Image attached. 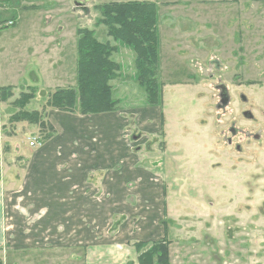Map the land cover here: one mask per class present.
Here are the masks:
<instances>
[{"label": "rangeland", "instance_id": "374dc122", "mask_svg": "<svg viewBox=\"0 0 264 264\" xmlns=\"http://www.w3.org/2000/svg\"><path fill=\"white\" fill-rule=\"evenodd\" d=\"M49 1L0 0V42L13 49L22 37L36 42L32 29H65L52 89L0 96V179L13 186L1 206L0 264H138L134 245L163 239L169 264H264V2ZM128 1L156 4L160 106L147 103L135 53L100 22L101 6ZM80 29L116 47L117 110L98 120L71 113L77 123L62 121L59 133L47 96L76 87ZM29 89L20 110L14 101ZM19 111L52 129L13 121ZM83 169L96 190L73 208Z\"/></svg>", "mask_w": 264, "mask_h": 264}, {"label": "trees", "instance_id": "16d2710c", "mask_svg": "<svg viewBox=\"0 0 264 264\" xmlns=\"http://www.w3.org/2000/svg\"><path fill=\"white\" fill-rule=\"evenodd\" d=\"M99 10L102 15L100 22L108 28L107 35L135 53L136 78L145 90L147 103L150 106H160L162 88L156 77L159 64L156 4L140 1L113 2L101 6ZM77 36L76 87L56 89L49 93L46 105L61 112H78L81 115L116 111L118 103L112 96L111 87V81L117 79L121 71V66L111 58L116 47L108 42H100L95 33L87 29L78 30ZM10 90V87L1 88L0 96L4 98ZM34 94V89H29L28 94L21 93V97L13 105L20 110L24 109L34 98ZM11 118L16 122L36 124L44 129L49 126L44 115L42 117L38 112L19 111ZM48 128L52 129L51 126ZM146 245L148 244L144 242L134 245L139 254L138 264H169V243L163 239L153 242L150 247Z\"/></svg>", "mask_w": 264, "mask_h": 264}, {"label": "crops", "instance_id": "0c3cea01", "mask_svg": "<svg viewBox=\"0 0 264 264\" xmlns=\"http://www.w3.org/2000/svg\"><path fill=\"white\" fill-rule=\"evenodd\" d=\"M9 1V0H8ZM61 0H50L49 2L55 3V7L57 3ZM10 5V2L6 7ZM52 5L49 4L48 7ZM35 7V6H34ZM38 7V6H36ZM35 7V8H36ZM28 7H23L22 10L20 6L16 8L17 11H26ZM33 9V8H32ZM6 10V8L4 9ZM36 11L35 9H33ZM42 10V9H41ZM11 14H14L15 10L11 9L9 11ZM49 14V13H47ZM47 19L49 17H46ZM16 19V20H15ZM17 19L14 18L15 24L12 26H16ZM46 19V20H47ZM7 28H0L1 32H4ZM16 30V29H15ZM36 34V42H32L33 40L29 37H22L21 42H16V47L18 49H13V46L10 45V42H0V89L6 87H36L39 92H45L48 89H52V83H56L58 81V77L63 75V64L65 61L64 48H63V33L65 29H32ZM29 35V34H28ZM19 36V35H18ZM29 41L28 42H26ZM7 53L4 55L5 51ZM58 71L61 73L57 74ZM46 90V91H45ZM79 116V115H78ZM91 116V115H90ZM75 115L71 113H64L59 111H51L48 114V120L53 122L56 125V130L60 133V126L62 121H67L73 124H76ZM107 117V114H97L95 116L87 117L94 118L98 120L100 118ZM77 118V117H76ZM80 118V117H78ZM83 122V121H82ZM79 123V122H78ZM109 126V124H108ZM8 146H11L12 140L7 138L5 141ZM36 147V148H35ZM32 149H37L35 146ZM3 155V151L1 149L0 144V161ZM90 160L89 155H84L85 159ZM86 166L80 167V169L85 168ZM80 176L83 177L77 180V186L73 187L75 196L73 197L72 207L75 208L82 203L83 201L91 202L89 199H86V194H93L94 190H96L95 186H89L90 181L88 175L89 172L85 171V169L81 170ZM13 186H9L4 183L3 180L0 179V229H1V210L2 205L6 200V197L9 198L10 189ZM64 203L60 205L63 206ZM1 235V234H0ZM2 236H0V239Z\"/></svg>", "mask_w": 264, "mask_h": 264}, {"label": "built area", "instance_id": "2783aa9c", "mask_svg": "<svg viewBox=\"0 0 264 264\" xmlns=\"http://www.w3.org/2000/svg\"><path fill=\"white\" fill-rule=\"evenodd\" d=\"M6 23H7V25H9V26H13V25L15 24L13 20H9V21L6 22ZM28 145H29V147L34 148L35 146L40 145V143H38L36 139H31V140H29Z\"/></svg>", "mask_w": 264, "mask_h": 264}, {"label": "flooded vegetation", "instance_id": "af4514ba", "mask_svg": "<svg viewBox=\"0 0 264 264\" xmlns=\"http://www.w3.org/2000/svg\"><path fill=\"white\" fill-rule=\"evenodd\" d=\"M76 5H78V7H80L81 5H83V3H81L79 0H72Z\"/></svg>", "mask_w": 264, "mask_h": 264}]
</instances>
